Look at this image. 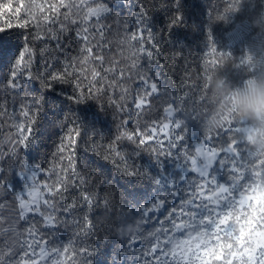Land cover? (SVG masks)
I'll use <instances>...</instances> for the list:
<instances>
[{
	"label": "trees",
	"instance_id": "16d2710c",
	"mask_svg": "<svg viewBox=\"0 0 264 264\" xmlns=\"http://www.w3.org/2000/svg\"><path fill=\"white\" fill-rule=\"evenodd\" d=\"M101 2L109 8L105 14L109 29L103 38L97 36L96 41H108L103 45L104 51L111 52L109 58L116 62L115 65L105 64L106 68L112 67L115 72L123 64L127 50L121 42L125 37L122 30L117 32L113 23L127 22L129 31L143 27L155 38L158 49L155 59L145 57L141 68L158 85L160 94L180 96L186 90L184 86L189 77L193 78V83L204 85L194 103L182 104L173 112L176 123L168 121L173 134L179 131L177 125L182 127L183 148L174 149L168 155H156L125 140L117 144L118 129L122 119L127 118V108L121 111L112 103L120 95L119 87L115 91L107 89V95H104V82L97 85L91 80L92 61L81 65L82 76L93 83V95L84 102H77L74 84L57 82L46 87L40 77L51 67L63 64V56L55 50L54 42L52 49L47 46L40 49V77H20L16 81L20 87L14 89L11 86L12 70L24 48L28 47L29 35L45 33L55 12L57 21L69 29L62 40L74 55L77 51L75 29L79 22L77 8L81 5L98 7L99 3L93 4L92 0H0V26L13 27L0 33V108L5 109V115L0 117L3 120L0 143L7 147L10 134L14 136L12 119L23 120L20 116L22 104L17 97H24L33 113H38L27 147L18 150V156L0 161V184L7 189H0V260L8 264V245L17 247L14 244L16 233L12 229L19 232L24 227V222L16 219L19 205L14 196L21 195L25 189L21 173L28 166L35 168L43 173L39 182L51 184L48 170L53 164L58 168L61 161L56 159L59 156L57 149L74 124L82 132V142L77 146L80 171L96 182V194L106 203L99 205L91 215L95 227L86 236L77 235L71 216H61L62 220H68L67 224L42 229L55 247L70 242L83 245L88 252L87 264H146L150 241L140 234L148 230V238L160 239L158 247L165 248L167 254L180 264H252L254 256L251 252L259 236L264 244V146L260 150L252 146L258 143V135L264 140V127L252 124L248 119L250 111L240 110L237 99L264 96V0ZM137 18L143 23H137ZM16 24L25 27L15 28ZM39 43L34 40L32 47ZM93 47L95 49V45ZM213 49L223 55L218 56L217 63L210 67L206 61L212 58ZM96 70L100 71V68ZM204 72L208 79L202 81ZM124 86L129 89L127 103L130 106L140 87L139 81H129ZM81 87L86 88L87 83ZM156 95L146 101L145 109L141 110L140 123L148 129L153 124L167 122L162 110L168 101L166 98L157 100ZM33 100L39 103L31 105ZM230 121L243 122L238 141L243 144L249 163L240 180L233 182L229 174L231 169L225 171L223 166L219 171L212 169L211 175L219 185H205V191L200 193L201 199L197 203L211 209L205 213L203 222L185 219L170 234H164L159 227L152 228L143 215L151 214L154 206L162 205L152 217H160L163 223L167 216L181 209L198 180V174L185 171L189 164L183 149L194 155L198 143L215 135ZM128 127L131 129L135 125ZM161 138L155 137L156 140ZM109 145L120 147L130 170L136 174L126 175L110 163L109 160L116 159L114 156H109V160L103 158L108 155ZM73 192L74 189L67 194L69 199ZM145 209L149 213H145ZM79 215L78 212L77 218ZM9 233H12L11 237ZM59 256L61 260L70 259L62 252ZM255 258L256 264H264V249L259 250ZM49 259L47 255L42 256L39 264H49Z\"/></svg>",
	"mask_w": 264,
	"mask_h": 264
},
{
	"label": "snow or ice",
	"instance_id": "6c2138e0",
	"mask_svg": "<svg viewBox=\"0 0 264 264\" xmlns=\"http://www.w3.org/2000/svg\"><path fill=\"white\" fill-rule=\"evenodd\" d=\"M92 3H99L98 7L91 5H81L77 8L79 12V22L76 23L75 38L77 41V51L73 55L68 51V47L63 43L62 38L64 33L69 31L66 26L61 24L56 19L55 12L52 13V21L45 33H36L29 35L28 47L24 48L20 54L19 59L12 70V87L19 88L20 84L16 81L20 77L25 79H36L40 77L39 72V55L40 49L47 46L52 49L53 42L55 43V50L63 56V64L58 67H51L42 77L45 86H50L52 83H63L73 85L78 94L77 102L82 103L93 95L91 89L93 83L88 82L86 76H82L83 69L81 65H88L90 61L93 63L91 68V80L97 85L101 82L105 84L104 95H107V89L115 91L117 87L121 89L120 95L113 99L114 107H118L121 111L127 108V118L122 119L120 124V131L118 129V136L116 138L117 144L121 140H125L134 144L137 148L143 147L149 153L156 155H168L174 149L183 148L184 136L181 134L183 129L179 125V131L173 134L172 126L168 122L172 121L175 124V119L170 115L181 105H187L189 102L194 103L198 92L203 91L204 85L201 82L193 83L192 77L188 78V83L184 86L186 90L182 91L178 97L165 96L160 94L158 85L151 81L147 72L142 70L141 62L145 57L155 59V52L158 50L155 38L151 32H146L143 27L134 31H129L127 22L113 23L116 26L117 32H123L125 39L121 42L127 50V55L123 57V64L118 66V70L113 72L112 67H105V64L115 65V61L110 59L111 52H105L102 43L96 41V37L103 38L107 34L109 25L105 23V14L109 12V8L101 2V0H92ZM76 8V5H72ZM67 12V9H65ZM7 23V22H6ZM137 23L142 24L143 21L137 18ZM25 25L16 24L15 28L24 29ZM0 26V33L12 29ZM30 32L32 30H29ZM40 41L35 48L32 47L33 41ZM95 45V49L93 47ZM49 55L51 53L49 52ZM223 54H218L215 49L212 51V58L206 61L211 67L217 63V57ZM99 62L98 64L96 62ZM99 67L100 71L96 68ZM45 68L48 64L45 63ZM79 69V70H78ZM103 72V75H101ZM35 73V75H34ZM109 73H113L109 75ZM208 79L207 72L201 77L202 81ZM139 81L140 87L129 106L128 92L129 89L124 85L129 81ZM115 82V83H114ZM87 83L86 88L81 85ZM97 91H100L97 88ZM154 94L156 99L160 100L166 98L168 103L162 110V115L167 122L159 125L153 124L150 129L147 125H141L140 118L142 116V109H145V103ZM21 102L22 107L20 116L23 117L21 122L13 121L14 136H11L7 141V147L0 143V161L7 157L18 156L20 149L27 147L29 140L32 137V125L36 123V115L33 113L30 104L24 97H17ZM118 101H122L118 103ZM38 101H31V105H37ZM150 111V109H147ZM5 115V109L0 108V117ZM242 121L229 122L224 127L217 130L213 136L206 137L205 142L194 149V155L188 149H183L184 158L189 164L191 170L198 174V180L191 192L190 197L182 205L181 209L167 216L161 223V218L153 219L152 214L160 211L162 205H156L151 210V214L143 215L146 222L152 227H159L164 234H170L177 224L181 221L199 220L204 221L205 213L211 211L206 205L198 204L201 199L200 193L205 191V185L217 184L215 177L211 175L209 169L219 171L221 166L233 177V182L240 180L241 175L247 170L249 163L248 154L243 150L244 146L238 141L239 127ZM134 124L135 127L129 129V125ZM3 125V120L0 119V126ZM147 129V130H146ZM168 130V131H165ZM160 140H156V135H161ZM164 137L167 139L165 140ZM82 142V132L74 124L67 131L64 136L57 153L59 156L57 160L61 161L57 168L56 164L48 170L52 183L47 182L41 184L39 181L43 179V173L37 176L33 173L30 177L31 184L27 188L26 194L14 195L18 201L19 210L16 219L24 222V227L19 232L15 228L12 229L16 233L14 244L17 246L14 249L13 244L8 245V264H39L40 258L47 255L50 257L49 264H87L85 257L88 256L87 250L83 245H76L69 243L66 246L55 247L49 240L48 236L44 234L42 229L52 227L56 224H67V219H61V216H71L72 224L77 229L78 236L88 235L95 225L91 221V215L95 212L97 207L106 203L99 194H96V182H93L91 176L86 175L80 171L77 159V146ZM155 145V146H154ZM165 145L167 151H165ZM108 155H104L105 160H109V156H114L116 159L109 160L126 175L136 174L130 170L125 153L122 152L119 146L109 145L107 149ZM99 155V153H97ZM239 157V159H238ZM67 161V163H63ZM214 161V162H213ZM235 190L231 185H229ZM0 189L7 191L4 184H0ZM42 189L46 190L42 191ZM72 198L69 199L68 193L71 190ZM100 193H102L100 191ZM187 205V206H186ZM80 213L77 218V213ZM145 213L149 210L145 209ZM63 214V215H62ZM37 217L40 219L38 220ZM148 230L144 235L150 241L149 256L146 264H180L179 260L172 259L163 247H158L160 239H151L147 235ZM12 233H9V237ZM166 238V235H165ZM18 249V252L16 251ZM64 253V256L70 257L64 260L59 259V253ZM0 264H4L0 260Z\"/></svg>",
	"mask_w": 264,
	"mask_h": 264
},
{
	"label": "clouds",
	"instance_id": "9594fccd",
	"mask_svg": "<svg viewBox=\"0 0 264 264\" xmlns=\"http://www.w3.org/2000/svg\"><path fill=\"white\" fill-rule=\"evenodd\" d=\"M237 105L240 110L248 109L250 111L248 119L252 124L257 127H264V96H250L247 98L241 96L237 99ZM257 112L260 113L259 116ZM257 140L258 143L252 147L256 150H260L261 147L264 146V140H261L259 135L257 136Z\"/></svg>",
	"mask_w": 264,
	"mask_h": 264
},
{
	"label": "rangeland",
	"instance_id": "374dc122",
	"mask_svg": "<svg viewBox=\"0 0 264 264\" xmlns=\"http://www.w3.org/2000/svg\"><path fill=\"white\" fill-rule=\"evenodd\" d=\"M241 27V25L238 27V29ZM236 32H237V30H236ZM235 32V33H236ZM234 33V34H235ZM170 115L171 116H173V112L172 113H170ZM170 123V122H169ZM165 131H168V130H165ZM159 136H162V134L161 135H156L155 137H159ZM205 141H203V142H201V143H198L197 144V146L196 147H198L200 144H203ZM214 162V161H213ZM186 172H193L192 170H191V168H190V166L185 170ZM209 171L211 172L212 171V169H209ZM33 173H35L37 176H39L40 175V173H39V171L37 170V169H35V168H32V167H26L25 168V170L21 173V178L25 181V189H24V191L22 192V194L21 195H23V194H26V191H27V188L30 186V184H31V180H30V177H31V175L33 174ZM194 173V172H193ZM260 238H261V236H259L258 238H257V240H256V247H255V249L251 252V254L254 256L253 258H252V264H256V258H255V255L257 254V252L259 251V250H261V249H264V244L261 242V240H260Z\"/></svg>",
	"mask_w": 264,
	"mask_h": 264
}]
</instances>
